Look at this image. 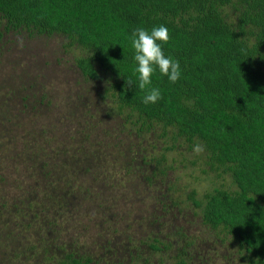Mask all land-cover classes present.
Masks as SVG:
<instances>
[{
	"label": "rangeland",
	"instance_id": "obj_1",
	"mask_svg": "<svg viewBox=\"0 0 264 264\" xmlns=\"http://www.w3.org/2000/svg\"><path fill=\"white\" fill-rule=\"evenodd\" d=\"M0 30V230L12 234L0 264L38 235L54 255L53 243L75 240L94 264L247 263L188 198L230 184L206 151L193 152L197 138H173L156 121L137 131L107 89L112 77L99 67L97 77L83 75L76 58L87 50L64 33ZM17 195L43 206L26 228L17 222L30 208L13 204ZM41 247L24 264H39Z\"/></svg>",
	"mask_w": 264,
	"mask_h": 264
},
{
	"label": "trees",
	"instance_id": "obj_2",
	"mask_svg": "<svg viewBox=\"0 0 264 264\" xmlns=\"http://www.w3.org/2000/svg\"><path fill=\"white\" fill-rule=\"evenodd\" d=\"M159 25L169 30L162 48L165 57L179 61L181 77L171 83L154 71L149 88H158L161 99L146 105L131 37L137 28L150 32ZM1 27L64 33L87 50L76 58L83 75L97 77L99 67L112 77L107 89L137 131L156 121L163 132L172 129L173 138H197L207 162L228 173L230 184L214 185L200 197L191 189L188 198L207 224L238 244L246 264H264V0H0ZM42 194L51 196L50 187ZM33 201L14 199L30 208L20 226L40 216L43 206ZM46 217L50 226L55 223L50 213ZM10 237L0 230L1 250ZM24 242L9 251L16 257L9 264H24L39 246L42 258L35 263L96 262L75 240L69 248L51 243L61 249L55 255L44 236ZM176 264L194 263L181 257Z\"/></svg>",
	"mask_w": 264,
	"mask_h": 264
},
{
	"label": "clouds",
	"instance_id": "obj_3",
	"mask_svg": "<svg viewBox=\"0 0 264 264\" xmlns=\"http://www.w3.org/2000/svg\"><path fill=\"white\" fill-rule=\"evenodd\" d=\"M170 39L169 30L165 25L155 26L149 32L144 28H137L132 34L131 44L135 50L134 60L137 62L135 73L139 81L141 90L147 89L144 96V104H155L161 99L158 88H149L152 84L154 71L159 70L160 74L167 76L171 83H176L181 77V66L179 61L171 57H165L162 44H167ZM160 41L161 43H158ZM23 46V41H20ZM128 85H132L131 80H127ZM205 151V146L197 142L193 146V152L200 155Z\"/></svg>",
	"mask_w": 264,
	"mask_h": 264
}]
</instances>
